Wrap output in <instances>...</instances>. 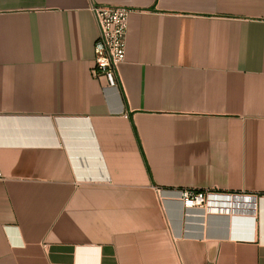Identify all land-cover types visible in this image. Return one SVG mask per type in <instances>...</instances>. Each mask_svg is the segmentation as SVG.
I'll list each match as a JSON object with an SVG mask.
<instances>
[{"label":"crops","instance_id":"0c3cea01","mask_svg":"<svg viewBox=\"0 0 264 264\" xmlns=\"http://www.w3.org/2000/svg\"><path fill=\"white\" fill-rule=\"evenodd\" d=\"M94 5L132 10L114 88ZM0 168V264H264V0H0Z\"/></svg>","mask_w":264,"mask_h":264},{"label":"built area","instance_id":"2783aa9c","mask_svg":"<svg viewBox=\"0 0 264 264\" xmlns=\"http://www.w3.org/2000/svg\"><path fill=\"white\" fill-rule=\"evenodd\" d=\"M94 15L98 37L94 44L95 66L91 70L94 78L104 79L108 87H117L121 83L120 65L126 59L127 32L130 8L118 6L94 5ZM2 176L0 168V178ZM245 196L224 194L211 190L181 189L178 196L187 208L208 209L215 196ZM246 197V196H245Z\"/></svg>","mask_w":264,"mask_h":264},{"label":"bare ground","instance_id":"6f19581e","mask_svg":"<svg viewBox=\"0 0 264 264\" xmlns=\"http://www.w3.org/2000/svg\"><path fill=\"white\" fill-rule=\"evenodd\" d=\"M237 198V199H236ZM211 206L208 209H205L206 211H208L209 209L212 212H248V213H252L254 214V212H256V210H252V208H249V210H247V208L253 207L254 206V202H251L249 198L243 197V196H215L212 200H211ZM247 210V211H246ZM251 214V215H252ZM233 215V214H232Z\"/></svg>","mask_w":264,"mask_h":264},{"label":"rangeland","instance_id":"374dc122","mask_svg":"<svg viewBox=\"0 0 264 264\" xmlns=\"http://www.w3.org/2000/svg\"><path fill=\"white\" fill-rule=\"evenodd\" d=\"M211 210L209 209V211L208 212H210ZM212 212V211H211ZM214 213H226V214H228V213H230V212H214ZM238 213H242V212H238V211H236V212H232V214H234V215H237ZM245 213V212H244ZM255 213V212H254Z\"/></svg>","mask_w":264,"mask_h":264},{"label":"water","instance_id":"95a60500","mask_svg":"<svg viewBox=\"0 0 264 264\" xmlns=\"http://www.w3.org/2000/svg\"><path fill=\"white\" fill-rule=\"evenodd\" d=\"M237 199V198H236Z\"/></svg>","mask_w":264,"mask_h":264}]
</instances>
